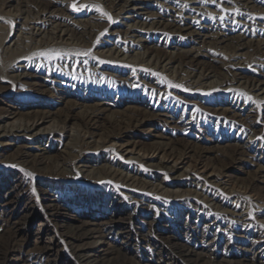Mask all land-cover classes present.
<instances>
[{"label":"bare ground","instance_id":"bare-ground-1","mask_svg":"<svg viewBox=\"0 0 264 264\" xmlns=\"http://www.w3.org/2000/svg\"><path fill=\"white\" fill-rule=\"evenodd\" d=\"M149 2L165 7L164 18H157L156 13L149 11ZM73 3H76L77 7H89L76 11L71 6ZM94 6L108 13V16L102 15ZM1 17L9 20L8 27H3ZM224 17L237 26L242 25L244 29H247V25L261 29L226 32L223 35ZM102 19L105 22H100ZM194 21L202 22V27L197 28ZM149 33L165 37H190V44L188 43V48H181L177 46L178 43L168 44V41H165L162 48H159V41L156 44L149 41L152 45L148 46L143 42L148 41ZM225 42H229L226 50H222L218 55L220 45ZM244 50L249 53L244 60L245 65L254 69L248 72L251 73L250 77L244 76L245 69L240 65ZM201 51H208L207 58L211 54L220 56L219 67L215 68L201 60ZM39 52L61 55L54 58L34 55ZM85 52L89 55H79ZM1 58L4 65L0 63V94L13 92L22 84L49 91L55 81L68 86H78L90 81L99 85L104 83V86L111 90L112 86H116L117 80L138 79L143 93L138 102L144 103L145 98L151 99L160 107L158 109L150 106L151 103L140 108L128 107L129 112L120 114L118 118L111 116L104 121L103 127L99 125V120L105 108L98 102L78 105L66 101L63 108L55 111L35 109L21 112L17 109L0 108L1 154L9 153L6 147H10L14 149L13 158L20 160L32 156L30 152L35 149L48 153L46 145H53L56 152L64 154V157H57V161L53 160L61 165V170H55L58 172L65 170L62 167H70L71 172L74 161L81 158L84 152L97 156L102 154L104 164L97 169L99 177L80 178L78 175H72L70 180H66L69 196L51 200L45 207L49 217L63 219L60 226L65 230L63 236L69 239L67 243L72 248V257L76 263L139 264L135 258H126L120 246L98 249L91 244H82L91 237L92 232L69 224L67 220L76 222L77 218L64 214L63 211L66 209V203H69V198L73 199L71 196L76 198L72 204H68L69 206H81L85 204L81 202L92 199L87 197V188L84 189V186L104 191L111 196L121 191L130 193L127 195L129 197L140 196L141 186L134 190L125 184L141 183L138 174H145L147 170V174H151L150 171L153 170L162 180L177 182L185 188L184 195L175 196L179 202L188 203L194 195L193 200L196 203L198 198L207 200L231 219L242 217V213L247 210L251 218V211L264 209V194L255 189L253 180L238 183L227 175L229 164L242 163L246 154L243 150L246 143L258 146L262 143L256 136L253 125L248 121L235 118V113L233 117L226 116L231 108H237L238 104L234 101H220L219 96L215 95L217 104L211 108L214 114H203L205 125H214L216 130L222 125V128L233 132L231 134L235 142H240L229 146L224 160L216 163H206L201 150H197L188 142L178 143L171 137L161 141L159 136H155L153 142L145 147L133 138V132L153 125L149 118L153 117L156 111H163L165 116L171 117L173 125L183 124L191 128L195 117L198 119L202 116L197 113L200 112L197 103L201 104V100L187 103L184 101L188 98L186 92L210 94L214 90L219 93L230 90L234 94L240 92L245 98L256 103L264 102V72L261 76L256 73L264 70V0H0ZM125 66L130 67L132 72L122 70ZM41 74L52 76L53 81L44 85L45 80L38 79ZM152 75L162 78L163 83H155ZM5 81L8 83V89L2 85ZM93 89L97 94L103 92L95 86ZM30 92L31 90L23 93ZM102 95L106 101H110V94ZM181 102L184 104L181 105ZM20 141L25 142L24 146L18 145ZM27 145L31 147L30 150H26ZM51 162V158L47 156L45 160H34L28 164L31 167L37 165L39 170L45 167L43 177L48 179L50 177L47 172ZM18 165L17 167H21ZM262 170L264 168L259 167L256 172L263 176ZM124 171L132 173L133 176L129 178L123 175ZM166 191L160 194L158 191L154 197L167 200L169 196L165 195ZM11 194L10 188L3 193L0 201V208L4 211L0 215V238L5 240L4 246L0 248V260L15 252L9 237L14 235L19 224L16 215L27 210L20 199L8 198ZM131 201L136 203L135 207L139 204L136 199ZM13 205V214L7 215L6 211ZM98 210L103 212L101 208ZM21 215L23 225H27L31 217L26 213ZM109 220V223H106V235L122 239L123 247L128 249L130 231L126 227L115 230L117 221H114L113 217ZM88 224L82 222L80 225L84 227ZM184 226L188 225L184 223ZM259 227L264 228L263 225ZM191 229L192 234L185 232L184 235H176L169 232L159 239L154 237L155 245H158L154 258L160 264H264L263 248L253 243H250L249 248L244 246L245 248H238L237 251L229 250L231 245L224 249V256L233 257L225 262L215 259L217 251L209 255L198 254L194 249L200 245L202 248L205 245L217 249L219 237L216 233L212 239L207 240L215 228L206 226V229H203L206 239L200 236L203 242H197V236L201 233L198 229ZM149 231L141 230L137 235L147 242L146 238H149L151 231L155 232V229ZM41 232L42 230H38L36 234ZM41 249H37V256L29 257V264H36L38 257L44 260L43 264H60L51 259L50 245ZM248 252H253L254 255L250 257Z\"/></svg>","mask_w":264,"mask_h":264},{"label":"rangeland","instance_id":"rangeland-1","mask_svg":"<svg viewBox=\"0 0 264 264\" xmlns=\"http://www.w3.org/2000/svg\"><path fill=\"white\" fill-rule=\"evenodd\" d=\"M147 6L149 11L157 14V18H164L163 16L166 15V9L165 7H162V5L149 2ZM222 21V26L225 30L223 35L226 32L235 33L236 31L245 32L246 30L251 31L257 29L249 27V25H247V29H244L242 25L237 26L235 23L230 22V19L227 17H224ZM1 22L3 27H8L9 20L7 18L1 17ZM100 22L105 21L102 19ZM193 23L198 26L197 28L202 27L203 25L201 24L202 22L194 21ZM215 24L217 23L215 22ZM260 29L261 28H258L257 30ZM189 39L190 37L179 38L175 35L165 37L159 35L155 36L152 33H149L147 37L148 41L143 43L149 46L152 45L149 41H153V44H156L159 41V48H162V44L165 41H168V44L178 43L179 45L177 46L188 48V43L190 44ZM228 44L229 42H225L220 45L218 55L222 50H226ZM170 48L171 46L168 50H170ZM206 52L201 51V60L215 68L219 67V64L221 63L220 56L215 57L214 54H211L209 58H207ZM248 54V51L244 50L240 61L241 67H244L245 69L244 76L246 77H250L251 73L248 72L254 70L251 66L245 65L244 63ZM0 63L4 65V60L2 58L0 59ZM119 69H122V67H119ZM122 70H125V72L128 73L132 72L128 66H125V68L123 67ZM263 72L264 70L256 73L261 76L263 75ZM146 76L148 77V75ZM152 78L155 83L156 81L159 83H163L164 81L156 75H152ZM38 79L45 80V83H43L44 85L53 81L52 76L46 77L44 74H41ZM116 83V86H112L111 90H109L108 86H104V83L99 85L90 81L83 82L78 86H68L62 85L59 81H55L52 87H49V91H46V89L43 88L40 89L22 84L18 85L13 92L0 94V108L17 109L21 112L35 109H48L50 111H55L59 108H63V104L66 101L74 102L78 105H90L98 102L105 108L101 115V119L99 120V125L102 127L104 121L106 122L111 116L118 118L120 114L129 112L128 107L140 108V106L145 107V104L150 105L151 103L150 106L158 109L160 108L158 107V104H156L155 101H151V99L149 100L145 98L144 103L138 102L140 100L139 97L143 95L142 90L139 87L138 79H132L130 81L121 79L117 80ZM2 85L8 89V83L6 81L3 82ZM61 86L64 87L62 88ZM94 86L96 89L99 88L103 92L97 94V91L93 89ZM115 87H117V89H115ZM29 90H31L29 94L23 93ZM66 92H69L70 94L68 93L66 95ZM103 93H105V95L106 93L111 95L110 101H106L105 97L102 95ZM186 93L188 94V98H185L184 101L187 103H194L198 102L197 100H201V104L200 102L199 104L197 103L199 108L198 111H200L197 113H201L202 116L198 119L195 117L191 128H188V126L183 124L173 125L171 124V117L165 116L163 111H156L153 117L149 118L153 125L140 131L133 132L134 140H137L138 144L146 147L153 142L155 136H159L161 141H165L168 137H171L175 142H188L197 150H201L206 163H216V161L224 160V154L229 151V146L238 144L239 141L235 142L233 134H231L233 132L228 128H222V125L218 130H216L214 125H205L203 114L207 116L214 114L211 112V108L217 104L215 95L219 96L220 101L221 99L234 101L238 104L236 105L237 108H231L226 116L233 117L235 113V118L248 121L253 125L256 136L262 143L260 146L256 144L249 145L246 143L243 147L246 154L241 161L242 163L237 162L229 164L228 169L226 170L227 175L238 183H248L253 180L255 189L264 194V170L261 171L263 172V176H260L256 172L257 168H264V102L256 103L249 98H245L242 93L239 92L234 94V92L230 90L225 93H219L215 90L210 92V94L204 92ZM171 102L175 101L171 100ZM183 102H181V105L184 104ZM24 144V141L18 143V145L22 146H24ZM46 146V148L49 149L48 153H42L41 149H35L30 152L33 154L32 156L20 160L13 158L12 155L14 149L10 147H6L7 152L9 153H6L5 155L0 153V201L3 197V193L11 188L12 194L8 196V198H12L13 200L20 199L22 202L21 204L25 205V208L27 209L16 215L17 222H19L16 227L17 229L21 228V230L16 229L14 235H12L11 238L9 237V241L14 244L15 252L7 254L5 258L0 260V263L29 264V262H27L29 257L32 258V256H37L39 251L42 250L41 248L50 245V254L53 261L55 260L60 264H78L72 257V248L67 243L69 239L63 236L65 230L60 226L63 219L60 217H49L46 214L45 207L51 200L66 198L69 196V189H66L68 184L66 180H70L72 175H78L80 178L84 176L99 177L97 169L104 164L102 162V154L97 156L94 153L84 152L81 158L74 161L73 168L71 167V172H69L70 167H62V169L65 170L58 172L55 170L59 169L61 165L55 163L53 160H56L57 157H64V154L56 152L53 145H51V147L50 145ZM30 148L31 147L27 145L26 150H30ZM47 156L51 158L52 162L48 167L49 172H47V175L50 178L45 179L43 177V171L46 169L45 167H42V169L39 170L37 165L31 167L28 163L34 160H45ZM114 160L116 161V159ZM18 164H20L21 167H17L19 166ZM125 164L130 165L131 163ZM132 165L134 166V164ZM127 172L124 171L123 175H127L131 178L133 174ZM147 173H149V170H147L145 174H138L141 183L133 182L131 185V183L128 182L125 184L126 187L127 185L131 186L134 190H137V187L141 186V192L139 190L140 196L129 197L127 195L130 193H124V191L115 194V196H111L104 191L96 190L95 188L90 189L84 186V189L87 188L85 190L87 197H92V199L88 202H81V204H85L81 206L77 205V207L75 205L69 206L74 202L76 197L71 196L73 199L69 198V205L66 203V209L63 212L64 214L74 215L77 218V221L73 222L72 220H67L68 223L92 232L91 237L84 240L82 244H91L98 249L120 246L123 248L122 253L126 258H135L139 264H160V262L154 258V251L158 250V245H155L156 240H154V237L159 239L162 236H166L169 232L175 233L176 235H178L177 233L184 235L185 232L187 234H192L193 229L191 228H194L198 229L199 233H201L197 236V242H199L202 241V237H205L206 239V234L203 233V229L205 230L206 226H213L215 229L211 231V236H208L207 240L212 239L214 237L213 235L217 233V237H219L217 238V245H219L218 248L215 249L214 246L206 247L205 245L202 248L200 245L202 243H198L200 246H197L194 249L196 253L209 255L210 253L217 251L218 254H215V259L219 262H225L227 260H232L233 257L224 256L222 254L223 251H226L224 249H227L231 245L232 248L229 250L237 251L238 248H249L250 243L263 248L262 252L264 253V228L259 227L260 225L264 226V209H254L251 211V214L253 215L251 218L248 216L249 213L247 210L242 213V217H233L231 219L229 215L224 216L221 209L213 207L207 200L203 201L201 198H198V203H196L193 200L194 195H192V199L189 200L188 203L179 202L175 196L180 194L184 195L185 188L182 185H178L177 182L174 183L172 181L169 182L162 180V178L156 176V173L153 170L150 171L151 174ZM158 191V194L166 191L165 195L169 196V198L172 197V199H156L154 196ZM217 196L220 199L222 198L219 195ZM131 199H136L139 204L135 207L136 203L132 202ZM141 202H143L142 205L140 204ZM13 207L14 205L6 211L7 215L13 214L11 209ZM99 208L103 209L102 213L98 210ZM2 211L3 209L0 208V215L4 213V211ZM24 213L31 217L28 219L27 225H23L24 220L22 221L23 218H21V214ZM110 217H113V220L117 221V224L114 226L115 230L126 227L127 230L130 231V245L128 249L123 247L124 245L121 243L123 241L122 239L108 237L106 235V223H109ZM82 222L89 224L83 227L80 225ZM196 222L198 226L196 225ZM184 223L188 225V228L184 226ZM150 229H155V232L151 231V236L146 238L147 242L143 241L140 236L137 235L141 230L144 232H150ZM38 230H42L41 234H36ZM49 241H51L50 244H48ZM4 244L5 240L0 238V248H2ZM252 255H254L253 252H248V256L251 257ZM38 258L39 260L36 259L35 263L43 264L44 260L40 259V257ZM11 260L12 262H9ZM126 262L129 261L126 260ZM79 264H84V262H80Z\"/></svg>","mask_w":264,"mask_h":264},{"label":"snow or ice","instance_id":"snow-or-ice-1","mask_svg":"<svg viewBox=\"0 0 264 264\" xmlns=\"http://www.w3.org/2000/svg\"><path fill=\"white\" fill-rule=\"evenodd\" d=\"M213 2H215V0H213ZM71 6L76 11H80L81 9H87L89 7L87 5H80L79 7H77L76 3H73ZM94 7H96L98 11H101L102 15L108 16V13L103 12V10L100 9L98 6H94ZM109 19L111 20V17H109ZM34 55H38L40 57H46V58H54V57L60 56L61 54L60 53H53V52H39V53H36ZM80 55H89V53L85 52V53H81ZM173 86L174 87H182L181 85H173Z\"/></svg>","mask_w":264,"mask_h":264}]
</instances>
